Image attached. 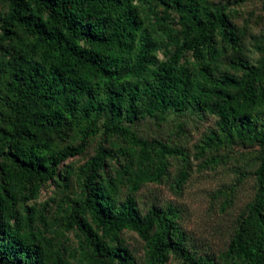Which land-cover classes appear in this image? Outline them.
Wrapping results in <instances>:
<instances>
[{"label": "trees", "instance_id": "trees-1", "mask_svg": "<svg viewBox=\"0 0 264 264\" xmlns=\"http://www.w3.org/2000/svg\"><path fill=\"white\" fill-rule=\"evenodd\" d=\"M1 1L0 264H71L54 239L34 227L35 201L47 183L64 185L73 171L61 167L97 134L127 144L118 149L125 164L110 173L106 160L116 152L100 145L74 173L80 193L72 206L60 208V221L81 234L74 250L79 264H136L121 244L124 231L145 242L146 264L171 257L183 264H264V154L254 197L216 260L188 251L172 207L144 215L137 210L134 194L167 176V158L186 164L188 157L131 130L146 115L192 106L218 118L217 130L196 146L199 156L223 140L264 148V44L255 45L257 63L233 61L236 74H219L221 58L236 51L240 39L227 9L206 0ZM151 5L163 15L172 11L178 29L158 19L145 25L140 11ZM75 130L79 143L60 147L58 140ZM217 164L212 157L199 168ZM187 177L184 167L178 189ZM123 182L128 194L119 203Z\"/></svg>", "mask_w": 264, "mask_h": 264}, {"label": "rangeland", "instance_id": "rangeland-1", "mask_svg": "<svg viewBox=\"0 0 264 264\" xmlns=\"http://www.w3.org/2000/svg\"><path fill=\"white\" fill-rule=\"evenodd\" d=\"M209 7H225L230 23L236 28L240 44L236 51H229L221 58L218 73L236 74L231 67L233 61L241 60L257 63L260 53L255 45L264 44V0H206ZM136 4V2H135ZM6 11V3L0 0V18ZM140 16L144 24L155 23L156 19L165 26L178 29L177 17L169 11L163 15L160 7L145 8ZM163 17V19H159ZM158 28V27H157ZM158 57L164 59L163 49ZM2 56L0 54V67ZM2 75V76H1ZM0 72V85L3 82ZM218 118L208 112H197L189 106L183 113L168 111L163 115H146L141 121L131 125L135 134L146 140H158L181 148L187 155L186 164L174 157L167 158V176L159 183H146L134 194L137 210L141 215L151 209L172 207L177 213L176 224L186 236V247L195 256H208L216 260L226 249L237 224L245 215L248 204L256 192L255 170L264 154V148L250 142L225 141L202 156L197 154L196 146L210 130H217ZM76 130L69 138L58 140L60 147L79 143ZM102 145L116 152V158L106 160L107 170L114 174L125 164L119 148L127 144L119 137L105 139L100 134L87 141L81 156L68 159L61 168L68 167L73 174H65L64 185L57 187L55 182L44 185L35 201V222L46 237L63 252L67 263L79 264V255L74 253L81 234L77 230H66L61 226V207L68 205L80 193L75 174L97 148ZM129 150V149H128ZM217 158L215 168H199L208 158ZM129 159V158H128ZM186 167L188 177L181 188L176 180L180 171ZM62 179V178H61ZM128 194V185L123 182L118 187V202ZM121 244L131 254L136 264H146V245L136 233L124 231L120 235ZM166 264H183L171 257Z\"/></svg>", "mask_w": 264, "mask_h": 264}]
</instances>
